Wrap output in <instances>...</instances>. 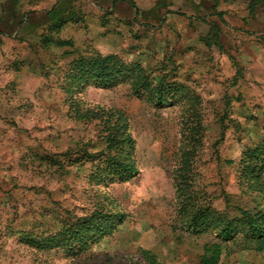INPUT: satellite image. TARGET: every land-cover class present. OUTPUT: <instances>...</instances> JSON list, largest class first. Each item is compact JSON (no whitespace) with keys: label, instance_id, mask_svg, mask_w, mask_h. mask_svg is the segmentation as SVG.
Masks as SVG:
<instances>
[{"label":"rangeland","instance_id":"1","mask_svg":"<svg viewBox=\"0 0 264 264\" xmlns=\"http://www.w3.org/2000/svg\"><path fill=\"white\" fill-rule=\"evenodd\" d=\"M91 54L193 91L200 188L219 212L264 207V170L239 179L244 154L264 147V0H0V264H148L141 250L158 264H199L213 237L189 235L175 215L179 107L157 109L127 85L84 89L85 105L123 114L139 171L125 183L90 180L98 129L73 114L62 87L70 63ZM96 209L123 223L84 253L32 246ZM248 247L223 244L218 264H264V250Z\"/></svg>","mask_w":264,"mask_h":264},{"label":"trees","instance_id":"2","mask_svg":"<svg viewBox=\"0 0 264 264\" xmlns=\"http://www.w3.org/2000/svg\"><path fill=\"white\" fill-rule=\"evenodd\" d=\"M63 82L62 90L70 110L79 120L94 123L98 129L102 147L87 156L94 163L91 181L125 183L136 178L139 171L134 159L135 142L121 112L99 106L91 108L77 97L87 87L109 89L127 85L133 97L157 109L179 107L181 110V137L171 172L175 215L180 229L189 235L213 237V242L204 245L199 264H218L223 244L238 238L249 249L264 250V207L246 204L234 208L230 214L219 212L199 186L196 159L203 140V126L200 99L193 91L182 83L166 80L165 76L153 77L139 62L128 63L116 55L91 54L72 61ZM82 154L86 155V151ZM263 170L264 147L250 149L241 160L239 179L257 178ZM122 223V214L96 209L64 225L58 233L34 240L32 246L45 251L62 247L70 256L81 254ZM141 256L148 264H158L150 251L141 250Z\"/></svg>","mask_w":264,"mask_h":264}]
</instances>
